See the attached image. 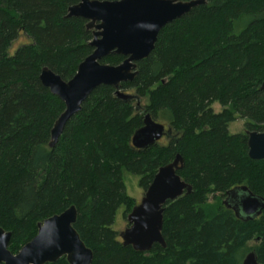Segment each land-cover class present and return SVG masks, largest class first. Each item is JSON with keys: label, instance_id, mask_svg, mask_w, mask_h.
<instances>
[{"label": "trees", "instance_id": "trees-1", "mask_svg": "<svg viewBox=\"0 0 264 264\" xmlns=\"http://www.w3.org/2000/svg\"><path fill=\"white\" fill-rule=\"evenodd\" d=\"M79 1L0 0V227L11 233L9 251L74 205L73 227L93 253L91 264H241L251 250L264 264V210L243 222L222 204L236 186L264 198V160L248 157L246 132L228 130L237 119L246 131L264 130V0H206L165 25L135 78L120 85L134 98L96 87L51 148L65 106L39 75L46 67L68 81L92 53L86 20L66 17ZM20 36L26 41L10 53ZM123 59L111 54L101 63ZM136 98L145 104L137 107ZM145 113L171 134L138 150L131 138ZM177 154V174L192 191L163 205L165 247L124 246L115 216L123 208L126 218L136 205L125 174L146 190ZM47 264L68 263L61 257Z\"/></svg>", "mask_w": 264, "mask_h": 264}, {"label": "water", "instance_id": "water-1", "mask_svg": "<svg viewBox=\"0 0 264 264\" xmlns=\"http://www.w3.org/2000/svg\"><path fill=\"white\" fill-rule=\"evenodd\" d=\"M204 3L206 0H80L68 7L67 18H82L86 20V29L92 30L89 45L93 50L79 63L68 81H63L46 67L40 72L41 84L65 106L51 129L49 147L55 146L65 123L80 111L82 103L96 87L111 86L116 97L133 99L134 96L121 90L120 85L135 78L137 62L153 50L159 31ZM111 54L124 59L118 65L101 63ZM261 87L264 88V82ZM136 99L139 107L140 101ZM170 134L169 127L145 113L142 126L132 135L131 145L138 150L146 149ZM246 135L248 157L264 160V131H248ZM182 166L183 159L177 154L170 163L159 167L140 202L126 217L128 226L119 233L124 246H131L137 252H149L154 244L165 247L161 233L163 205L192 191L191 185L177 174ZM222 204L243 222L257 218L264 210V198L254 195L246 186L228 190ZM76 219L74 205L46 218L37 224L35 236L16 254L8 250L10 232L0 228V264H47L61 257H65L68 264H91L93 253L73 227ZM241 264L261 263L251 250Z\"/></svg>", "mask_w": 264, "mask_h": 264}, {"label": "rangeland", "instance_id": "rangeland-1", "mask_svg": "<svg viewBox=\"0 0 264 264\" xmlns=\"http://www.w3.org/2000/svg\"><path fill=\"white\" fill-rule=\"evenodd\" d=\"M26 41V37L25 36H20L14 43L13 45L10 47L9 51L10 53L14 52V50L23 42ZM141 103L140 105H144V99L140 100ZM212 109L214 110V112H220L221 111V107L219 106L218 103H213L212 104ZM166 125V124H165ZM245 121L242 119H237L236 121H234L233 123H231L229 125V132L230 134H237V133H241L244 132L245 128ZM166 138L163 137L160 140V143H165L166 142ZM124 183L126 185V192L127 194L132 197L136 204H138L141 200V198L143 197L145 190L142 189L139 185H138V177L134 176V175H130V174H125L124 176ZM122 211L123 208H120L118 210V212L116 213L115 216V223L113 225V228L115 229V231L119 234L120 232H122L127 226V220L126 218L122 215ZM253 242H250L249 245H252Z\"/></svg>", "mask_w": 264, "mask_h": 264}, {"label": "flooded vegetation", "instance_id": "flooded-vegetation-1", "mask_svg": "<svg viewBox=\"0 0 264 264\" xmlns=\"http://www.w3.org/2000/svg\"><path fill=\"white\" fill-rule=\"evenodd\" d=\"M90 31L92 32V30H90ZM91 40H92V39H91ZM165 126H166V125H165ZM166 127H168V126H166ZM263 131H264V130H263ZM263 131H260V132H263ZM244 132L247 133L248 131L244 130ZM256 132H257V131H256ZM162 138H163V137H162ZM162 138H161V139H162ZM165 138H166V137H165ZM225 198H226V193H225V196L223 197V200H224ZM223 200H222V201H223ZM0 228H1V227H0ZM4 231H5V230H4ZM6 232H7V231H6ZM10 234H11V233H10ZM28 242H29V241H28ZM8 244H9V243H8ZM25 244H26V243H25ZM25 244H24V245H25ZM24 245H23V246H24ZM20 249H21V248H20ZM20 249H19V250H20ZM8 250H9V249H8ZM19 250H18V251H19ZM16 253H18V252H16ZM16 253H12V254H16Z\"/></svg>", "mask_w": 264, "mask_h": 264}]
</instances>
